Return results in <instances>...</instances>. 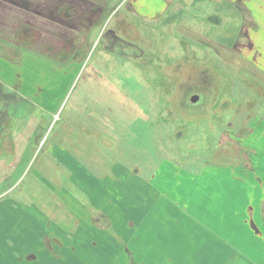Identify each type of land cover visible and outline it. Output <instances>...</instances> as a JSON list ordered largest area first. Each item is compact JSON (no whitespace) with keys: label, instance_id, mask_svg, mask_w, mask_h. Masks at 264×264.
Here are the masks:
<instances>
[{"label":"rangeland","instance_id":"rangeland-1","mask_svg":"<svg viewBox=\"0 0 264 264\" xmlns=\"http://www.w3.org/2000/svg\"><path fill=\"white\" fill-rule=\"evenodd\" d=\"M116 1L120 0L102 4V16L82 34L78 31L70 35L62 25L64 21L58 26L46 16L27 25L17 12L6 14L8 26H0V36L6 34L14 42L6 41V51L12 56L22 54L24 50L18 47L23 46L45 62L32 61L18 67L20 62L11 57L6 62L10 67L0 66V79L24 74V80L38 81L44 97L53 93V84L58 81L55 100L49 102L60 116L57 124L75 116L74 126L85 133L84 124L93 121L94 141H103L110 161L135 168L136 175H151L164 158L183 170L199 173L223 147L227 131L238 129V120L264 117V3L261 8L252 5L257 15L254 20L244 3L236 0H172V4L164 5L159 19L136 16V25L130 26L120 21L126 15L127 4L107 19ZM139 7L136 3V9ZM1 50L0 62L5 59ZM33 91L29 88L31 94ZM7 92L8 87L2 83L0 109L6 105ZM195 95L199 99L192 101ZM12 112L17 118L7 119L5 125L16 126L13 130L23 124L34 125L35 129L38 124L50 123L49 133L59 119L40 116L29 104ZM97 113L102 118H96ZM28 135V146L31 141L36 144L37 135L33 136L32 131ZM10 148L7 153L5 146L0 149V193L20 178L11 190L0 195V206L8 202L7 207L16 208L15 201L21 198L29 175H20L21 168L16 167L8 172L9 161L16 160V152L11 155ZM39 151L40 147L29 155L23 150V166L29 158L31 162L36 159ZM136 175L122 177L123 182H134L131 192L135 194L129 198L119 193L110 177L94 179V188L107 189L109 200L117 199L125 205L120 218L129 231L123 237L125 243L116 237L112 223L105 222L109 234L121 241V247L126 244L130 248L131 240L136 241ZM7 219L9 213L1 212L0 222ZM3 227L0 224L4 232ZM45 231L50 234L51 229ZM9 242L7 248L0 244V264H25L17 257L19 251L9 249L11 239ZM131 248L136 252V244ZM126 259L127 254H122L119 264H125ZM129 262L136 264V258L131 256Z\"/></svg>","mask_w":264,"mask_h":264},{"label":"crops","instance_id":"crops-1","mask_svg":"<svg viewBox=\"0 0 264 264\" xmlns=\"http://www.w3.org/2000/svg\"><path fill=\"white\" fill-rule=\"evenodd\" d=\"M109 1L0 0V26H8L5 15L13 11L27 25L46 16L58 26L64 21L62 25L70 35L78 31L82 34L102 16ZM171 1L120 0L106 17L127 4L126 15L120 21L133 26L136 16L159 19L164 5L172 4ZM235 2L244 3L247 13L256 20L252 5L261 8L264 0ZM4 35L0 36L4 47L0 49L5 58L0 65L3 69L11 66L6 63L11 57L20 62L18 67L32 61L43 63L39 54L23 46L18 47L24 50L22 54H9L6 45L14 43L13 37ZM24 78V74H17L3 78L4 81L0 79V86L5 83L9 89L6 105L0 109V149L5 146L7 153V148L14 146L10 150L11 155L16 152V160L11 158L8 172L16 167L21 168L20 175L24 172L29 175L21 198L15 201L17 207H7L8 202L0 206V213H9V219L0 222L6 229L0 231V244L7 248L11 239L9 249L19 251L17 257L21 262L119 264L121 255L127 254L125 264H130L131 256L136 258V264H264V117L250 118L248 122L238 120V129L227 131L221 143L223 147L217 149L212 161L199 173L183 170L164 158L151 175H136L135 168L110 161L103 141H94L93 121L84 124L85 133L74 126L75 116L57 124L60 116L50 108L49 102L55 100L58 81L54 80L53 93L44 97L38 81ZM29 88L35 89L33 94ZM25 104L34 106L40 116L49 115L52 121L59 118L51 132L48 133L50 123L38 124L35 129L29 124L16 130H13L16 126L6 127L7 119L17 118L12 110ZM98 116L102 118L100 113ZM30 131L33 136L37 135L38 141L36 144L31 141L28 146L26 137ZM5 133L6 139H3ZM29 147L33 151L40 147V151L36 159L31 162L29 158L23 166L24 161L20 159L23 154L33 153ZM125 175H136V241L131 240L133 246L136 244V252L131 244L130 248L124 244L127 253L123 251L124 245L120 246L121 241L109 234L106 224L110 221L116 237L125 243L123 237L129 231L120 219L124 203L109 200L107 189L93 187L95 178L110 177L119 193L134 197L135 193L131 192L134 182L131 179L123 182ZM19 178L0 195L11 190ZM48 228L50 234L45 231Z\"/></svg>","mask_w":264,"mask_h":264},{"label":"water","instance_id":"water-1","mask_svg":"<svg viewBox=\"0 0 264 264\" xmlns=\"http://www.w3.org/2000/svg\"><path fill=\"white\" fill-rule=\"evenodd\" d=\"M199 99V96L198 95H195L192 97V101H197Z\"/></svg>","mask_w":264,"mask_h":264},{"label":"flooded vegetation","instance_id":"flooded-vegetation-1","mask_svg":"<svg viewBox=\"0 0 264 264\" xmlns=\"http://www.w3.org/2000/svg\"><path fill=\"white\" fill-rule=\"evenodd\" d=\"M78 10H79V8H78ZM78 22H80V20Z\"/></svg>","mask_w":264,"mask_h":264}]
</instances>
